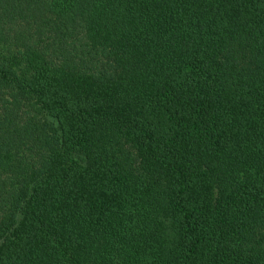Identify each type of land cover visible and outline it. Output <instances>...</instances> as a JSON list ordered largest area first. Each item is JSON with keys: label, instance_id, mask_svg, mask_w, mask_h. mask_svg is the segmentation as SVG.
Returning a JSON list of instances; mask_svg holds the SVG:
<instances>
[{"label": "trees", "instance_id": "1", "mask_svg": "<svg viewBox=\"0 0 264 264\" xmlns=\"http://www.w3.org/2000/svg\"><path fill=\"white\" fill-rule=\"evenodd\" d=\"M0 264H264V0H0Z\"/></svg>", "mask_w": 264, "mask_h": 264}]
</instances>
